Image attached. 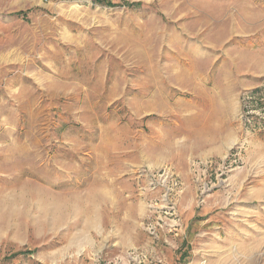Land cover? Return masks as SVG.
Returning <instances> with one entry per match:
<instances>
[{
	"label": "rangeland",
	"instance_id": "obj_1",
	"mask_svg": "<svg viewBox=\"0 0 264 264\" xmlns=\"http://www.w3.org/2000/svg\"><path fill=\"white\" fill-rule=\"evenodd\" d=\"M102 1L0 0V264L107 174L156 264H264V0Z\"/></svg>",
	"mask_w": 264,
	"mask_h": 264
},
{
	"label": "crops",
	"instance_id": "obj_2",
	"mask_svg": "<svg viewBox=\"0 0 264 264\" xmlns=\"http://www.w3.org/2000/svg\"><path fill=\"white\" fill-rule=\"evenodd\" d=\"M117 176H104L101 184L96 186L97 190L86 197L84 232L78 230L71 235L66 230L62 231L61 242L54 244L48 254L43 252L37 256L39 264H108L113 257L140 247L145 240L139 223L141 209L139 211L135 203L126 201ZM58 218L54 213V225ZM56 229L55 225L54 233ZM146 248L151 260L145 264H156L154 255L150 253L154 248ZM175 258L173 251L168 250L163 264H175ZM21 264L30 263L23 261Z\"/></svg>",
	"mask_w": 264,
	"mask_h": 264
},
{
	"label": "built area",
	"instance_id": "obj_3",
	"mask_svg": "<svg viewBox=\"0 0 264 264\" xmlns=\"http://www.w3.org/2000/svg\"><path fill=\"white\" fill-rule=\"evenodd\" d=\"M150 242H153V240ZM147 247H152L151 243ZM153 248H154V246L151 249H153ZM150 260H151V258H150L149 253H148V248H146V247L140 248L139 247V248L130 249V250L126 251L121 256L117 255L116 257H113L108 262V264H145ZM154 260H156V258H154Z\"/></svg>",
	"mask_w": 264,
	"mask_h": 264
},
{
	"label": "trees",
	"instance_id": "obj_4",
	"mask_svg": "<svg viewBox=\"0 0 264 264\" xmlns=\"http://www.w3.org/2000/svg\"><path fill=\"white\" fill-rule=\"evenodd\" d=\"M96 2H103L102 0H96ZM17 15H22V14H25L24 12H18L16 13Z\"/></svg>",
	"mask_w": 264,
	"mask_h": 264
}]
</instances>
